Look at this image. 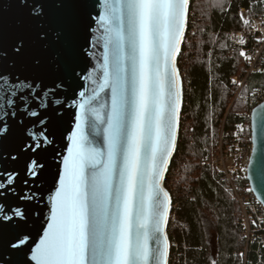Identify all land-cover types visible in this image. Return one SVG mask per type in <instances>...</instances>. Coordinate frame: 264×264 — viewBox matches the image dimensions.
Instances as JSON below:
<instances>
[{
  "label": "snow or ice",
  "instance_id": "obj_1",
  "mask_svg": "<svg viewBox=\"0 0 264 264\" xmlns=\"http://www.w3.org/2000/svg\"><path fill=\"white\" fill-rule=\"evenodd\" d=\"M23 2L36 21L34 42L51 51L53 61L70 57L65 31L48 22L49 0ZM118 4L111 14L100 17L109 26L108 44L113 45L111 60L105 54L98 89L103 91L107 86L112 91L108 119L101 120L107 125L106 153L89 147L84 132L89 111L99 118L96 109L90 108L98 90L86 95V89L78 93L73 89L75 98L67 103L72 85L66 87V81L91 77H82L66 63V75L48 86L36 78L0 70V116L17 119L25 127L26 121L31 123L33 143L27 145L29 150L52 143L46 127L50 115L62 116L59 109L69 106L79 111L74 116L76 131L69 137L73 147L63 161V174L58 176L47 227L39 243L28 249L35 264H169L171 244L165 228L171 197L160 181L177 135L181 81L175 57L185 31L189 0H118ZM63 6L62 2L56 5ZM28 52V41L23 37L15 41L11 53L0 48V69L9 66L10 54L21 57ZM33 63L39 66L41 59L34 58ZM257 126L264 134V123ZM7 127L5 123L0 131H7ZM42 169L43 165L31 160L33 177ZM3 175L6 180H0V189L14 185L19 173ZM22 183L27 185L28 180ZM7 190L20 200L39 198L38 190L22 194L14 187ZM27 216L18 206L5 210L0 204V221L11 223L18 217L26 222ZM12 226L19 228L20 224ZM29 240L30 235L17 232L8 247L20 251ZM0 260L9 264L4 257Z\"/></svg>",
  "mask_w": 264,
  "mask_h": 264
},
{
  "label": "water",
  "instance_id": "obj_2",
  "mask_svg": "<svg viewBox=\"0 0 264 264\" xmlns=\"http://www.w3.org/2000/svg\"><path fill=\"white\" fill-rule=\"evenodd\" d=\"M31 0H29V3ZM63 3V7H56L57 4ZM50 16L48 22L54 27L62 28L67 36L70 46V57L62 56L61 61H53L51 51H45L34 42L35 33L37 31L36 21L28 14V8L24 5L23 0H0V48L7 49L11 53L12 45L18 38H25L28 41V54L16 57L9 55L8 65L6 68L0 69L5 74L8 72L15 73L21 78L28 76L42 81L43 84L52 86L53 81L57 77L66 75V63L71 69L80 73L82 77H91V79H81L76 77L73 82L71 79L66 81L65 86L69 84L67 103L71 104V99L75 98V92L87 90L86 95H92L93 89H99L102 83L103 63L105 54H109L111 60V50L113 45L108 44L107 37L108 25L100 19L105 14H111L113 7H118V0H49ZM190 17V0L186 10V26L180 44V51L175 57V65L179 70L181 81V98L177 110L178 126L175 141V147L169 156L165 165V171L161 178V187L168 192L171 197V204L168 213V222L165 228L169 238L171 247V239L168 233V226L173 209V198L170 190L166 186V178L174 156L178 148V142L181 130V114L184 103V80L179 66V57L184 45L189 27ZM107 45V47H106ZM34 58H40L41 64L36 66L33 63ZM14 61V67L11 63ZM57 63L60 67L57 68ZM95 80L96 83L92 81ZM79 85V87H77ZM64 99V97H61ZM112 91L110 87L105 86L103 91L98 90V95L93 100L91 107L99 113V118L88 113V119L84 124V132L89 139V147L95 148L97 151H107V141L105 128L106 121L111 110ZM63 113L62 116L50 115V123L46 125L50 133L49 139L51 144H43V146L35 151L29 150L27 145L32 144L29 129L32 125L28 121L25 123L27 127L18 123L17 119L5 118L0 116V128L7 123V131H0V180H6L3 173H19L15 184L6 186V189H0L4 195L0 196V204L5 206V210L9 206L20 207L26 210L28 216L26 222H20L19 218H14L13 222L0 221L3 228L0 229V257L9 260V264H35L31 261V253L29 247L34 248L39 243V238L43 234V230L48 224V214L52 209V196L58 187V176L63 174L64 159L69 155V149L73 147L72 136L75 129L74 116L79 114L77 108L64 107L59 109ZM264 117V100L255 105L251 111L250 129L252 136V149L246 170V177L249 181L252 193L261 201L264 206V134H261L258 124L264 123L261 118ZM34 119V118H33ZM94 125V127H93ZM36 131L41 129L37 128ZM257 139H253V137ZM255 149V151H254ZM34 159L37 163L43 165V169L39 171L38 176L33 177L29 172L30 162ZM92 169L89 167L88 174L91 177ZM28 180L25 185L22 182ZM8 187H14L17 193L36 192L39 191L38 200L31 202L18 199L7 190ZM35 213H40L39 216ZM9 214H11L9 212ZM20 224L19 228H15L13 224ZM17 232L30 235L28 244L22 246L20 251L12 250L8 247V242L13 240ZM171 255V248H170ZM0 264L3 261L0 260ZM170 264V256H169Z\"/></svg>",
  "mask_w": 264,
  "mask_h": 264
},
{
  "label": "trees",
  "instance_id": "obj_3",
  "mask_svg": "<svg viewBox=\"0 0 264 264\" xmlns=\"http://www.w3.org/2000/svg\"><path fill=\"white\" fill-rule=\"evenodd\" d=\"M264 13V0H190L191 23L179 57L184 80V103L178 148L166 178L173 198L168 226L170 264H243L239 210L220 172L202 160L212 153L221 119L233 102L236 87L231 77L241 75L246 62L234 49L229 30L244 27L240 15ZM194 30V33H190ZM247 88L230 107L228 124L247 105ZM214 226L217 250L213 254L208 223ZM251 264H259L251 251Z\"/></svg>",
  "mask_w": 264,
  "mask_h": 264
},
{
  "label": "built area",
  "instance_id": "obj_4",
  "mask_svg": "<svg viewBox=\"0 0 264 264\" xmlns=\"http://www.w3.org/2000/svg\"><path fill=\"white\" fill-rule=\"evenodd\" d=\"M245 10L241 8V11ZM190 33H194V30ZM228 35L233 48L239 50L241 55L243 53L242 57L246 62L245 71L231 77V83L237 89L231 105L247 88L244 96L247 108L235 112L234 122L229 125L231 105L229 106L221 119L220 132L213 141L212 153L202 160V164H210L222 174L239 206L236 218L241 232L240 256L243 264L252 263L250 254L253 250L259 257L258 263L264 264V206L250 190L246 177L252 149L251 110L264 100V14L250 18L249 24L242 29L229 30ZM241 40L244 42L241 43ZM187 41L186 34L184 43Z\"/></svg>",
  "mask_w": 264,
  "mask_h": 264
},
{
  "label": "rangeland",
  "instance_id": "obj_5",
  "mask_svg": "<svg viewBox=\"0 0 264 264\" xmlns=\"http://www.w3.org/2000/svg\"><path fill=\"white\" fill-rule=\"evenodd\" d=\"M263 14H264V13H263ZM263 14H262V15H263ZM240 15H241V17H242V19H243L244 27H246V26L249 24V21H250V18H249V16H248V12H247V10H245V11H240ZM245 21H247V23H245ZM241 56H242V55H241ZM246 108H247V105H246ZM246 108H245V106H243L242 108H239L237 111H241V110H244V109H246ZM207 221H209V219H207ZM207 223H208L207 227H208L209 238L211 239V238L213 237V240H212V241L210 240V244H211L212 252H213V254H215V253H216V250H217L216 231H215V229H214V226H213V227L210 226V225H211L210 221L207 222ZM209 223H210V225H209Z\"/></svg>",
  "mask_w": 264,
  "mask_h": 264
},
{
  "label": "flooded vegetation",
  "instance_id": "obj_6",
  "mask_svg": "<svg viewBox=\"0 0 264 264\" xmlns=\"http://www.w3.org/2000/svg\"><path fill=\"white\" fill-rule=\"evenodd\" d=\"M210 240L212 241V240H213V237H212L211 239L209 238V241H210Z\"/></svg>",
  "mask_w": 264,
  "mask_h": 264
},
{
  "label": "bare ground",
  "instance_id": "obj_7",
  "mask_svg": "<svg viewBox=\"0 0 264 264\" xmlns=\"http://www.w3.org/2000/svg\"><path fill=\"white\" fill-rule=\"evenodd\" d=\"M259 103H260V102H259ZM257 104H258V103H257ZM257 104H256V105H257ZM254 106H255V105H254ZM254 106H253V107H254ZM253 107H252V108H253ZM251 111H252V110H251Z\"/></svg>",
  "mask_w": 264,
  "mask_h": 264
}]
</instances>
